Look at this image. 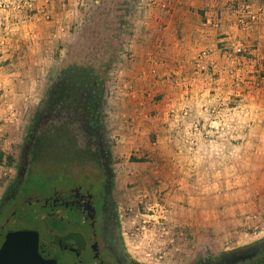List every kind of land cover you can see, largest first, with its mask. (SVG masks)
<instances>
[{
	"label": "rangeland",
	"instance_id": "1",
	"mask_svg": "<svg viewBox=\"0 0 264 264\" xmlns=\"http://www.w3.org/2000/svg\"><path fill=\"white\" fill-rule=\"evenodd\" d=\"M151 2H0V7L8 5L5 7L8 11L23 6L24 12H36L38 6L40 11H45L42 19L39 17L41 14L34 18L32 15L25 17L26 13L23 15L26 25L35 23V28L31 25L30 29H34L36 35L37 31L42 32L40 38L34 39L37 46L33 47L28 40L25 43L16 42L21 48L24 45L22 53L16 45L14 49L7 46L10 43L9 34L0 35V42H4L0 49L11 50V56L17 52L23 58L17 81L5 76L11 73L8 70L11 67L0 60V67L4 68L0 72V149L14 161L12 165L6 164V160L0 164V199L13 178L23 141L31 129L36 108L46 88L65 67L85 62L100 63L104 119L110 136L115 195L126 249L132 258L145 264H197L203 258L217 257L222 252L249 245L264 237V186H260V180L264 179V166L258 168V160L251 161L245 157L249 148L242 142L250 133L254 135L252 156H256L258 150L264 151V105L261 106L262 111L251 100L252 97H242L248 88L238 92L234 90L238 96L201 104L199 109L203 112L194 114L191 119V124H194L188 129V134L203 137L198 143L193 144L190 140L191 143L186 145L194 153L189 155L187 166L191 169L190 174H194L190 178L197 175L200 182L215 181L210 187L212 191L207 187L205 191L202 188L196 191L188 189L185 184L170 183L171 175L161 190L154 191L153 184L164 177H160V170L170 166L162 165L145 152L147 148L142 144L146 138L144 135L141 136L143 152L140 147L133 146L129 158L115 153L120 145L130 144L124 143L121 135L133 130L131 128L137 117L140 118L139 112L132 113V107L148 109V106L161 102L162 89L168 92L170 85L166 83V75L161 73V66L155 71L150 67L152 61L149 58L155 61L161 53L160 36L149 29L148 9L156 8ZM175 80L177 84L183 83L176 77ZM27 88L31 89L32 95H25ZM149 92L151 95H148ZM154 92L157 93L155 97ZM211 121L225 124L202 127V123L207 125ZM35 134L37 138L27 158L31 170L19 193L25 191L24 194L31 196V205H24L21 210L29 220L33 208L65 187L64 165L74 167L80 164L72 159L76 153L73 149L57 143L56 133L42 128ZM258 136L263 137L261 141H257ZM130 147L131 144L125 149ZM245 168L253 170L245 173ZM253 173L255 175L251 176ZM185 174L173 175V179L181 182ZM234 182H237L235 187L232 186ZM199 198L206 205H198ZM46 223L51 224V221L46 220Z\"/></svg>",
	"mask_w": 264,
	"mask_h": 264
},
{
	"label": "crops",
	"instance_id": "2",
	"mask_svg": "<svg viewBox=\"0 0 264 264\" xmlns=\"http://www.w3.org/2000/svg\"><path fill=\"white\" fill-rule=\"evenodd\" d=\"M9 1L11 0H0L1 3ZM151 1L156 8L148 9L149 29L160 36L161 50L159 52L161 53H158L159 57H155V61L152 60V57L149 58L152 61L150 67L155 71L158 70L157 67L161 66L162 71H160L162 75H166V83L167 85L170 83V85L167 87L168 92L166 89H162L160 96L163 97V100L161 102L148 106V109L132 107V113L139 112L140 118L137 117L135 125L131 128L133 130L123 132L121 135L124 143H130L131 147L125 149L130 144L123 143L124 145H120L115 153L120 154V157L125 154L129 158L131 149L138 146L142 151V144H144L147 148L145 152L149 156L166 167L169 165V168L161 169L159 174L160 177L166 178L162 177L161 180L152 182L154 191L161 190L163 184L168 183L169 175H171L170 183L182 186L185 184L184 186L188 189L192 188L191 190L196 191H199L200 188L205 191L206 187L211 190L210 187L215 181L200 182L197 175L196 178H190L194 174H190L191 169L187 166L189 165L187 160H189V155L194 153L191 152L193 149L186 148V145L191 141L193 144L198 143L203 136H200L201 138L197 135L191 136L188 134V129L194 124H191L194 114L203 112L199 109L201 104L216 103L229 98V96H238L234 90L238 92L239 89L243 91L248 88L249 90L242 97L246 99L252 97L251 100L255 101L257 108L263 111L261 106L264 105V5L261 4V0ZM156 2L163 4H156ZM7 6L0 7V35H10V43L7 46L14 49L16 42L25 43L27 40L31 41L33 47L37 46L34 39L40 38L42 32L37 31L36 35L35 30L30 29L31 25L35 28V23L26 25L23 15L27 14L25 17L32 15L31 17L34 18L41 14L42 16L39 17L42 19L41 17L45 14L44 9L40 11L38 6L37 11L31 13L24 12V6L18 10L10 9L9 11L5 9ZM4 41L7 43L8 39ZM230 41L243 44L246 48L245 54L232 57L228 49ZM3 43L0 42V45ZM23 46L21 48L16 45L19 51L23 50ZM3 49H0V60L6 66L11 67L8 69L11 73L5 76L12 77V81H17L20 78L18 76L21 75L20 65H22L23 58L21 59L17 52L11 56V50ZM139 59V62L142 63L141 58ZM3 69V66L0 67V72ZM175 77L183 83L177 84ZM226 85L227 87H225ZM27 90L25 95H32L31 89L27 88ZM151 93L149 92L148 95ZM250 93H254V95L250 96ZM156 94L154 92L153 96L155 97ZM18 103L22 104V101H18ZM206 124L202 123V127H212L211 124L217 125L220 124V121H211ZM142 135L146 138L141 144ZM258 138L256 137L257 141H261L260 139L263 137L258 136ZM242 142L249 148L245 152L248 157L246 155L245 157L250 158L251 161L252 159L258 160L260 164L256 165L258 168L264 166L263 150H258L256 156H252L251 145L254 143V135L248 133ZM0 152L5 154L2 148ZM125 163L127 162L125 161ZM181 163L184 166L181 167ZM252 167L255 168V166ZM248 170L252 171L253 169L245 168V173H248ZM184 173H186L185 178L180 177L181 182L173 179L174 176L178 177ZM254 175L255 173L251 176ZM260 182V186H264V179H261ZM189 183L192 185L189 186ZM236 185L237 182H234L232 186ZM181 188L183 189V187ZM201 199H198V205H206L201 202Z\"/></svg>",
	"mask_w": 264,
	"mask_h": 264
},
{
	"label": "flooded vegetation",
	"instance_id": "3",
	"mask_svg": "<svg viewBox=\"0 0 264 264\" xmlns=\"http://www.w3.org/2000/svg\"><path fill=\"white\" fill-rule=\"evenodd\" d=\"M103 102V85L85 71L61 72L46 88L23 141L13 178L0 199V249L9 234L28 232L37 237V252L43 260L52 259L70 244L81 246L75 264H145L132 258L123 239ZM42 128L56 133L58 144L73 149L76 153L72 159L80 164L64 165L65 187L33 208L29 220L21 210L31 205V196L25 191L19 193L31 170L27 158L37 138L35 133ZM257 241L248 256L220 259L219 254L197 264H264V237Z\"/></svg>",
	"mask_w": 264,
	"mask_h": 264
},
{
	"label": "water",
	"instance_id": "4",
	"mask_svg": "<svg viewBox=\"0 0 264 264\" xmlns=\"http://www.w3.org/2000/svg\"><path fill=\"white\" fill-rule=\"evenodd\" d=\"M112 177L110 171L109 180ZM259 241L249 245L241 246L230 251L220 253V259L229 255L245 254L248 256L253 252ZM72 247V248H71ZM80 245L63 246L61 251L50 260H43L37 252V237L28 232L11 233L6 237L0 249V264H75V259L79 254Z\"/></svg>",
	"mask_w": 264,
	"mask_h": 264
},
{
	"label": "trees",
	"instance_id": "5",
	"mask_svg": "<svg viewBox=\"0 0 264 264\" xmlns=\"http://www.w3.org/2000/svg\"><path fill=\"white\" fill-rule=\"evenodd\" d=\"M261 4L264 5V0H261ZM103 65V64H102ZM102 69L101 64L97 63V64H93V63H80V65H71L68 66L67 68H63L59 74L61 72H65V71H85L86 74H90L92 75L93 79L96 80L97 82H99V84L102 86L103 85V78L100 77V74L102 76V73L100 70ZM3 160H6V164L8 165H12L14 163L13 159L10 156H7L6 154L0 152V164L2 163Z\"/></svg>",
	"mask_w": 264,
	"mask_h": 264
},
{
	"label": "built area",
	"instance_id": "6",
	"mask_svg": "<svg viewBox=\"0 0 264 264\" xmlns=\"http://www.w3.org/2000/svg\"><path fill=\"white\" fill-rule=\"evenodd\" d=\"M228 49L230 50V55L232 57L244 55L246 52L244 45L236 41H230L228 44Z\"/></svg>",
	"mask_w": 264,
	"mask_h": 264
}]
</instances>
